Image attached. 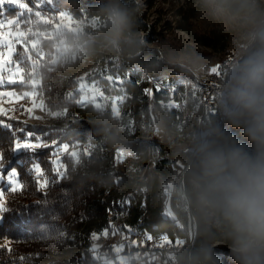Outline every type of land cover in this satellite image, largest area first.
I'll return each mask as SVG.
<instances>
[{"label":"trees","instance_id":"1","mask_svg":"<svg viewBox=\"0 0 264 264\" xmlns=\"http://www.w3.org/2000/svg\"><path fill=\"white\" fill-rule=\"evenodd\" d=\"M100 2L101 0H51L50 3L52 13L67 12L76 19L95 18L100 22L101 33L92 32L95 34L92 40H89L88 35L80 36L82 41L89 40L85 54L93 63L107 68L108 74L123 79L127 98L121 107L122 122L134 126L138 139L149 135L153 139L146 142L147 145H142L144 140H140L139 144L126 141L115 121L106 119L107 116L102 115L92 105H77L78 93L73 91V95L70 94L77 87V81L69 75L61 62L42 65L38 70L39 91L44 98L45 107L50 111L66 109L75 120L64 128H58L31 124L6 115L0 116L3 173L16 170L18 180L23 185L16 192H12L10 187H3L2 190L6 210L1 212L0 219V264H103L93 257L90 237L93 233L110 228L111 221L122 222L119 224L122 229L131 226L143 230L144 234L153 238L163 235L175 241L178 238L187 240L189 237V215L181 211L179 195L175 192L174 181L180 174L171 179L169 175L162 174L159 169L148 166L146 162L151 153L150 149L161 148L166 152V148L164 137L160 138L151 128V111L145 91L147 84L140 79L139 71L145 68L148 76L162 87L181 93L184 92L181 73L186 72L192 79L194 76L181 67L163 61L165 49L161 46L160 49L148 48L140 42L139 45L125 46L118 51L111 50L102 39L105 24L97 12ZM122 2L135 14L134 30L139 33L149 30L136 0ZM17 11L16 7L5 9L7 16H15ZM178 15L181 18L178 21L179 27L191 35L192 42L218 53L224 51L229 37L211 28L202 34H194L189 23L193 15L190 7L187 10L180 9ZM66 36L71 43L73 36ZM154 40L158 42L156 34L148 42L153 43ZM53 46V39L43 40L42 49L48 56L52 54ZM161 55L164 56L163 59ZM16 57L18 56L15 55L14 58ZM26 70H29L28 66ZM27 87L28 85L20 84L6 86L19 92ZM155 96L156 100L164 102L169 99L168 92L160 88ZM196 98L194 102L198 101V112L192 107L193 102H190V110L185 119L179 106L169 109L163 107L161 119L165 129L177 132L185 138L190 130L199 126L205 117L202 116V106L197 94ZM102 117L105 118L106 125H111L105 128L104 135L98 131ZM6 124L12 127H5ZM21 127L43 134V138L50 144L66 143L82 147L90 145L91 148L87 153H80L76 163L66 159L65 173L63 177H58L51 163V146L38 149L35 153L12 151L14 137L24 138L23 133L15 131ZM232 131L241 140H245L240 135V130ZM120 150L142 155L145 159L137 173L130 174L112 167L111 158ZM177 160L178 157L172 154L163 162L172 175L173 172L181 170L182 166ZM37 162L50 181L44 189L38 188L36 178L31 172L32 164ZM221 252L216 247V254L222 260ZM222 264L233 262L222 261Z\"/></svg>","mask_w":264,"mask_h":264},{"label":"clouds","instance_id":"2","mask_svg":"<svg viewBox=\"0 0 264 264\" xmlns=\"http://www.w3.org/2000/svg\"><path fill=\"white\" fill-rule=\"evenodd\" d=\"M189 7L191 28L221 32L236 52L224 64L215 114L190 130L180 146L182 167L174 183L193 227L185 246L173 250V264H222L219 244L228 248L233 264H264V0H189ZM97 12L111 50L147 42L134 30L135 14L122 0H101ZM161 48L173 66L208 70L196 48ZM104 119L98 126L102 135L111 127Z\"/></svg>","mask_w":264,"mask_h":264},{"label":"rangeland","instance_id":"3","mask_svg":"<svg viewBox=\"0 0 264 264\" xmlns=\"http://www.w3.org/2000/svg\"><path fill=\"white\" fill-rule=\"evenodd\" d=\"M23 2L27 6V11L23 17L20 16V12L23 10L19 9L14 4L5 2L0 4V19H20L21 23L19 28L14 26L13 32L24 31L25 33H28V30H31L34 33V35L28 33L19 40L15 35H13L10 43L12 48L13 62H15L21 56L24 47H28L29 52L27 55H32V61L35 62V76L32 78H34L36 81V88L33 89L31 87V80L28 76V73L31 71V61H27L29 70H25V85H28V87L19 92L13 88H6V86L10 84L5 82L4 84L0 85V92L14 91L18 95H22L23 91L25 90L36 91L37 104L34 111L27 112L25 109L34 107L30 99L25 98L18 103H10L8 102L9 98L0 97V100L4 101L3 103H0V108L5 110L7 113L6 116L17 118L31 124H44L47 126H56L58 128H64L74 121L75 118L71 117L66 109L56 111L48 110L44 105V98L41 96V92L39 91L40 76L38 70L40 67L46 63L56 64L61 62L67 69L69 75H71L74 80L77 81V87L75 90H72L70 94L73 95L74 92L78 93L79 98L77 99L76 103L79 107L92 105L96 110L100 111L102 115L107 116L106 119L115 121V124L118 126V129L122 131L123 137H125L126 141L139 144L141 143L139 142L140 140H144L145 142L142 143V145H147L148 143L146 142H149L153 139L152 135L138 139L137 136H135L134 126L132 124V126L126 123L123 124L122 122L121 107L127 98V94L124 91L123 79L117 75L108 74L107 68L93 63L85 54L87 42L92 40L95 36V34H92V32H97V34L101 33L100 22L95 18L76 19L67 12L52 13V3H50L51 0H23ZM136 2L141 9L143 18L149 26V30L140 33L147 41L145 42L142 40V44L148 48L157 47L160 49L161 45H167L168 48H171L175 47L177 43L196 48L207 58L208 70L205 74L210 72L209 70L211 67L215 65H220L222 67L223 63L225 64L227 61H230L234 58L236 49L231 39L228 41L224 51L218 53L217 51H213L206 47L195 44L191 41V39H193L190 37L191 35L179 27L178 21L181 18L178 15V11L180 9L187 10L189 7V0H136ZM6 7L18 8L16 15L7 16L5 12ZM61 15L71 17V23H69L66 19L61 20ZM189 21V23H192L191 18ZM207 29L209 28H205L203 30L191 28V31L194 34L199 35L206 32ZM4 31L7 33L8 30L5 29ZM67 34L73 36L71 43H69L67 40ZM154 34L157 35L158 42L155 40L153 43L148 42V40ZM83 35H88L89 40L82 41L80 36ZM48 38L54 40L53 52L50 56H48L47 52L42 49L43 40ZM6 41H8L7 35H5L4 41H0V51L5 52V55L7 56V48L4 46ZM33 42L36 43L35 49L31 48V44ZM18 47H20V49H18ZM15 55L18 57L14 58ZM163 57L164 56L161 55V59H163ZM163 61L166 60L163 59ZM181 74V83L184 84L183 80H187V86L184 93H181V91L178 92L170 90V93L168 94L169 99L166 102L156 100L155 93L158 91V87H152V85L147 80L145 82L147 84L146 90H151V94H147L149 109L151 111V128L160 138L164 137L163 141L166 148L165 151L168 152H164L161 148H152L150 149L151 153L146 162H148V166L159 169L162 174L166 173V175H169L171 179L180 174L181 170L173 172L174 174L172 175V173L168 172L163 162L166 161L167 157H170L173 154L176 156V158L178 157L177 163L182 166V160L179 152L180 146L184 143L185 138L178 135L177 132H175L174 135H171L170 137L165 135L166 132H169L167 130L170 129H165V125L162 122V109L163 107H167V109L172 108L169 107L170 104L178 105L182 111V117L185 119L190 110L189 103L193 102L192 107L194 106L196 108V112H198V101L197 103L194 102V99H197L196 94L198 95L196 86L198 78H200L201 75H204L203 73H192L194 76V79H192L186 74V72H182ZM17 84H19V82ZM82 92L88 96V103L83 106L79 103L80 94ZM101 95L103 96V101L99 107H96L92 101L93 99H99ZM116 98H122V100H118ZM114 102L118 105L119 115H115L113 112ZM39 104L43 105V110H40ZM117 118L120 120V123H117ZM169 133L173 134L171 132ZM49 145L51 146L50 143ZM65 145H67L66 148L63 147ZM58 146L59 147L56 148L51 146V161L54 159H60L62 161V171L64 170V173L66 168V159H71L76 163L79 159L80 153H87L91 148L90 145L82 147L79 145H68L66 143ZM54 152L59 153V155H53ZM111 160L112 167H114V169L130 174L137 173L141 167V162L145 161V159L142 158V155L139 156L131 152L125 153L121 150L118 151L114 157L111 158ZM52 166L55 172L56 165L52 164ZM145 166H147V163H145ZM9 171L4 174L3 168L0 169V176H2V178H0V191L3 190V187H10L7 180V174ZM175 192L178 193L177 188L175 189ZM3 202L4 199L2 203ZM1 212L2 211H0V219ZM166 213L167 212H165V214ZM121 223L122 222L117 223V221H111V227L108 228L110 230L103 229L101 232L93 233L90 237V249L92 251L93 257L101 261L103 264H129V256L133 254L135 259L133 260L132 264H142L140 261H145L147 264H152L151 259H153V263L156 264H172L173 250L185 246V244L188 242V239L186 240L178 238L175 241H172V243H164L163 246H158L162 243V237L166 236L160 235L156 238L152 237V240L148 241L147 236L149 235L145 234L146 249L140 253H137L131 249V251L125 250L126 252L124 254L123 251L125 247L121 245L115 246L113 238L114 234L121 231V227L119 225ZM105 230L108 231L107 234L104 233ZM108 240H110L112 244ZM169 241L171 240L169 239ZM176 241H182V244L177 246L175 244ZM217 247L222 251L221 255L222 261L224 263L231 260L229 256V250L225 245L219 244Z\"/></svg>","mask_w":264,"mask_h":264},{"label":"snow or ice","instance_id":"4","mask_svg":"<svg viewBox=\"0 0 264 264\" xmlns=\"http://www.w3.org/2000/svg\"><path fill=\"white\" fill-rule=\"evenodd\" d=\"M9 3V4H14L16 5L19 9L23 10L20 12V16L23 17L25 15V12L27 11V6L23 2V0H0V4L3 3ZM61 20H67L69 23H71V17L69 16H64L61 15L60 17ZM20 19H15V20H4L0 19V41L5 40V35L8 37V41L5 42L4 46L7 48V56L5 55V52L0 51V85L4 84L7 82V84L14 85L19 82L20 85L24 86L26 84L25 80V70L27 65V61H31V71L28 73V76L31 80V87L33 89L36 88V81L34 78L35 76V62L32 61V55H27L29 52V49L27 46L24 47L23 53L21 56L13 62L12 60V48H11V38L13 35L17 37V39H21L24 36H26L28 33H31L34 35V33L31 30H28V33H25L24 31H15L13 32V27L16 26L19 28L20 26ZM5 29H7V33H5ZM31 48L35 49L36 48V43L33 42L31 44ZM210 74L216 75L218 77H222L223 73L221 71V66L220 65H215L211 67L209 70ZM6 74V76H5ZM111 79V78H110ZM147 94H151V90H145ZM0 97H7L8 102L10 103H18L19 101L28 98L31 100V103L33 104V108L30 109H25L27 112H31L35 110V106L37 104V92L36 91H28L25 90L23 91L22 95H18L14 91H8V92H0ZM118 100H122V98H116ZM103 101V96L99 99H93L92 103L96 106L99 107L101 102ZM3 100H0V103H3ZM79 103L83 106L86 103H88V96L85 93L80 94V100ZM169 107H178V105H173L170 104ZM40 110H43V105L39 104ZM113 112L115 115H119V108L117 103L114 102V107H113ZM7 113L3 108H0V116H5ZM5 127L11 128V125H4ZM15 131H18L20 133L24 134V138L21 139L19 137H14L13 144H12V151L14 153H19L21 151H31L33 153L36 152L38 149L42 148H48L49 142L43 138V134L39 133H34L30 129H26L24 127H21L19 129H15ZM51 146L53 148L59 147L57 143L51 142ZM67 147V145L63 146ZM61 150V149H60ZM53 155L58 156L59 153H53ZM4 157L2 154H0V169L4 167L2 161ZM52 164L56 165L55 172L58 177H63L64 175V170L62 171V161L60 159H54L51 161ZM31 172L34 174L36 178V184L39 189H44L46 188L50 181L46 176L45 171L42 169L40 163H34L31 166ZM18 172L16 170H10L9 173L7 174V180L10 185L11 191L16 192L18 189H22L23 185L19 183L18 179ZM2 178V176H0ZM4 199V192L0 191V211H5L6 209L4 208V204L2 203ZM107 230L104 231L105 234H107ZM95 235V234H94ZM147 240L151 241L152 237L151 235L147 236ZM164 243H172V241H169L168 237H162V243L159 244L158 246H163ZM175 244L177 246H180L182 244V241H176Z\"/></svg>","mask_w":264,"mask_h":264},{"label":"bare ground","instance_id":"5","mask_svg":"<svg viewBox=\"0 0 264 264\" xmlns=\"http://www.w3.org/2000/svg\"><path fill=\"white\" fill-rule=\"evenodd\" d=\"M140 79L143 81H148L151 85H157L158 88H161L162 90L168 92V94L170 93V90H168L167 88L162 87L155 79L149 77L147 75V71L145 68H141L140 69ZM182 77V76H180ZM184 91L186 89L187 86V80L184 79ZM197 93L200 99V104L202 107V115L203 117H206L207 115V99L204 93V89L201 85V77L198 78L197 81ZM184 93V92H183ZM175 94V93H174ZM117 123H120V120H118ZM173 134H170L169 132H166L165 135L170 137L171 135H174V132L172 130H167ZM169 143V142H168ZM111 215H114V213H111ZM125 216V215H124ZM120 232H117L116 234H114L113 238H114V245L115 246H124L125 248L131 249L137 253L142 252L144 249H146V245H145V234L143 232V230H139V229H135L131 226H126L125 229L120 228ZM142 264H147L145 263V261H140Z\"/></svg>","mask_w":264,"mask_h":264},{"label":"built area","instance_id":"6","mask_svg":"<svg viewBox=\"0 0 264 264\" xmlns=\"http://www.w3.org/2000/svg\"><path fill=\"white\" fill-rule=\"evenodd\" d=\"M223 67H224V63H223V66L221 67L222 73H223ZM200 77H201V85L204 89V93H205V96L207 99V115L205 117V118H207V117L215 114V103H214L215 102V93L219 88V84L221 82V77L210 74V72L207 74L201 75ZM152 87L157 88V85L152 84ZM157 90H158V88H157ZM118 120L119 119L117 118V122H118ZM217 120H219V117H217Z\"/></svg>","mask_w":264,"mask_h":264},{"label":"crops","instance_id":"7","mask_svg":"<svg viewBox=\"0 0 264 264\" xmlns=\"http://www.w3.org/2000/svg\"><path fill=\"white\" fill-rule=\"evenodd\" d=\"M124 248V247H123ZM125 250L123 251V253L125 254ZM135 259V257H134V254L133 255H131V256H129V264H132V262H133V260ZM151 261L153 262L154 260L153 259H151Z\"/></svg>","mask_w":264,"mask_h":264},{"label":"water","instance_id":"8","mask_svg":"<svg viewBox=\"0 0 264 264\" xmlns=\"http://www.w3.org/2000/svg\"><path fill=\"white\" fill-rule=\"evenodd\" d=\"M193 227V224H192V220H191V217L189 216V230L191 231Z\"/></svg>","mask_w":264,"mask_h":264}]
</instances>
